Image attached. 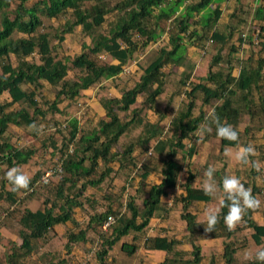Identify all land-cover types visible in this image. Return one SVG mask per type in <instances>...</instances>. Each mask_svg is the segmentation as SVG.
<instances>
[{
    "label": "trees",
    "instance_id": "obj_1",
    "mask_svg": "<svg viewBox=\"0 0 264 264\" xmlns=\"http://www.w3.org/2000/svg\"><path fill=\"white\" fill-rule=\"evenodd\" d=\"M227 1L0 0V225L11 232L0 264H33L32 253L51 237L55 225L65 222L78 229L65 234L67 255L57 260L42 252L41 264L65 263L76 257L74 249L87 256L77 264H111L118 242V253L130 258L139 239L164 252L158 264H201L205 258L217 264V255L218 264H259L254 256L264 249V222L252 218L259 208L245 212L236 229L228 231L223 222L228 208L219 200L214 209L219 222L211 233L192 208L211 198L203 185H195L199 171L209 167L192 169L198 140L218 143L212 181L221 190L224 177L234 175L260 206L264 203V0L245 3V18L236 14L244 7L236 0L226 20L222 4ZM77 26L88 39L72 56L65 39ZM254 28L260 29L258 43ZM148 46L154 47L152 58L145 65L135 62L141 72L132 74L133 84L121 83L124 67ZM189 47L210 55L198 79V61L189 57ZM176 66L180 71L171 78ZM106 82L119 87L120 95L102 96L104 116L92 120L67 112L82 91L103 88ZM46 85L57 89L52 100L45 95ZM168 89L160 110V95ZM140 95L144 100L133 107ZM60 100L68 104L61 108ZM57 114L64 119L57 120ZM153 114L158 115L154 121ZM217 118L238 131V140L217 137ZM43 121L47 125L39 128ZM12 125H24V131L7 133ZM44 130L48 133L39 139L40 146L12 141L14 134L31 140ZM249 144L255 148L249 164L229 165L224 150ZM48 147L56 161L46 168L40 163L29 188L13 191L6 172L20 170ZM48 167L53 171L44 182ZM151 174L160 175V181L152 182ZM169 194H174L170 206L162 201ZM174 209L185 224L181 235L166 227L154 237L145 235L153 217L167 219ZM79 212L82 220L76 218ZM109 215L114 220L103 228ZM208 239L221 240L220 254L202 252L201 240Z\"/></svg>",
    "mask_w": 264,
    "mask_h": 264
},
{
    "label": "rangeland",
    "instance_id": "obj_2",
    "mask_svg": "<svg viewBox=\"0 0 264 264\" xmlns=\"http://www.w3.org/2000/svg\"><path fill=\"white\" fill-rule=\"evenodd\" d=\"M229 1H230V3L227 4V5L222 4L223 11L226 12V15H224V17L226 16L224 18L226 20L228 19L227 18L228 17L227 14H230L231 12H234L236 10L235 9L236 5H234V3L231 2V0H229ZM242 1H243L242 3H243L244 7L240 8L239 12H237V11H235V12H236L237 15H240L239 17H241V18L244 17L245 18L247 16V14H248V8L244 4L246 3V4L249 5V0H242ZM246 12H247V14H246ZM107 17H108V15H107ZM233 21H236V20L233 19ZM167 38H168V36L165 35L163 37V39H162L163 41L160 42V45L166 43ZM234 38H233V40H234ZM83 39L87 40L88 38H84L82 36V34L80 32V27L77 26L75 28L74 32L68 34L66 39H65L66 50L68 51V53H70L72 56L74 54L78 53L80 51L81 42H82ZM153 50H154L153 46H148L144 50H142L141 53H138L136 55L137 59L132 60L129 63V65H127L125 67V69L123 70L124 74L122 75L123 78H122L121 83L124 81V83H126L127 85L133 84V81H134L133 75L136 77L141 72L137 68V66L135 65V62L139 61L140 63L145 65L152 58ZM238 54H242V52L240 51V52H238ZM246 54H248L247 51L243 52V57L244 58L246 57ZM188 55H189V57L191 59L193 57L194 58L201 57L199 54L195 53V50H193L192 53L188 54ZM233 55H235V53ZM209 60H210V55L209 54L205 55L204 57L202 56L200 64L203 67H206ZM179 69L180 68H178L177 66L173 68V72H175V75H172L171 78L177 77L176 73L179 72ZM69 73L71 75L72 71H69ZM104 84H105V87L97 89V90H94L93 88L92 89L90 88V89H87L85 91H82L80 93V95L76 98V101L69 105V107L67 108V112L70 115H77V116H80V117L85 118V119L92 118V120H97L99 117L104 116V109H103L102 104H101V98H103L102 96H119L120 95V90L118 89L119 87H115L113 82H106ZM43 90H44L45 95H46V97L48 99H50V100L54 99L55 93H56V90H57L56 88L46 85V86L43 87ZM170 92H171V89H168L163 94L160 95V98H159V100L161 101L160 110H162L164 108V105H165V102H166L165 101V96H166L167 93H170ZM144 97H145L144 95H140L138 97V99H137V102L133 105V107L134 106L135 107L139 106L141 101L144 100ZM1 98L2 99H6L7 95L3 94ZM67 104H68V100H62V101L60 100V103L58 105H59V107L62 108V107H65ZM15 106H16V104L10 106L7 109L10 110V109L14 108ZM147 109L149 110V107H146V110ZM157 116H158L157 114L151 115L150 116V120H152V121L156 120ZM122 117H123V115H122ZM55 118L57 120L59 119V120L62 121L64 119V115L57 114V115H55ZM165 121L166 120H164L163 123ZM45 125H47V123L45 121H43V122H40L38 124V127L42 128V127H45ZM12 127H13V129L10 128L7 131V133H12L11 130L15 131V133L16 132L17 133H22L24 131V128H25L24 125H22V126L12 125ZM47 133H48L47 130L41 131L39 133V136L36 139H31V140L25 139L24 137L17 138L16 134H14V136L12 137V141L14 142L15 140L18 139L17 143H19L21 145L22 144H33L35 146H40V140L39 139L41 137H43V136H47ZM55 137H58V134H55ZM197 146H198V153L196 154V157H195L196 159L194 160V163H193L194 165H193L192 169L193 170H198L202 166H205V165L212 166V167L216 168L217 162H218L217 161V157H216L217 154H218V147H217L218 143H216L214 141V143L205 142V143L202 144L200 142V140H198L197 141ZM239 148L237 150H234L233 148H226L224 150L223 155L225 157H227L225 159H226L227 162L229 161V165L232 164V163H235V162L236 163L239 162V161L235 160V158H234L235 154L239 150ZM50 157H51L50 148L48 147L45 150H43V148H41V149L38 150V152L36 153L34 158L28 164H26V165L21 167L20 171L22 173L28 175L29 177H31L33 175V173L35 172V170H37V168H38L40 163L43 162V166H44V168H46L47 166H50L54 162V160H55L54 158H56V157H54V156L52 158H50ZM249 162L250 161L248 160L246 165H248ZM219 166H221V163L219 164ZM263 168H264V164H263ZM47 169H49V167ZM263 172H264V169H263ZM204 173H205V171H199L198 176L195 179V185H203L204 186L208 182L207 177H203ZM152 177H154V174H151L149 179L151 180ZM158 179H159V177L155 178V180H158ZM258 181L260 182V176H259ZM115 183L119 184L117 181H115ZM90 190L91 189H89V191ZM213 198L215 200L217 197H213ZM37 202L38 201H36V200L32 201V206H35V203L37 205L38 204ZM3 204H5V203L3 202ZM208 205H211V203L208 204ZM194 207L195 206L192 207L193 210H194ZM179 214H180L179 211L172 210L170 215L174 216V218H176L180 223H183L182 220H180L179 217H178ZM11 222L13 224H17L16 219H14V218H11ZM0 232H1L0 233V238H1L0 239V260H4V254L3 253L7 249L5 245H7V238L9 237L11 232H10V228L6 224L4 226L0 225ZM57 232H59V230ZM49 236L52 237V235H49ZM54 237L55 238L53 240L52 239L47 240L43 245H40L37 252H33L32 253V256L29 258V260L33 264H41L40 261L38 260V256L42 252H45V253L47 252L48 254L51 253L52 256L50 255L49 257H53V256L56 257V258L60 257L61 249H62L60 247L61 245H59L60 241L56 238L58 236L55 235ZM59 239H62L61 236H59ZM203 244L205 246H208L207 244H209V243H208V241H206ZM220 244H221V240H220ZM205 246L202 248V252L203 253H206L208 255H212V253H216L217 252V247L216 246L210 247V248H207ZM77 250H79L80 252L82 251L81 249H77ZM77 253H79V252H77ZM220 253H221V251H219V254ZM216 258L218 260L216 263L217 264L220 263L221 262V260H219L220 255H217ZM208 260H209V258L203 259L201 261V264H208Z\"/></svg>",
    "mask_w": 264,
    "mask_h": 264
},
{
    "label": "clouds",
    "instance_id": "obj_3",
    "mask_svg": "<svg viewBox=\"0 0 264 264\" xmlns=\"http://www.w3.org/2000/svg\"><path fill=\"white\" fill-rule=\"evenodd\" d=\"M212 131L211 128L208 129ZM216 135L222 140L236 141L239 138V133L231 125L220 123L216 120ZM227 154V153H226ZM255 154V148L252 144L242 146L235 154V160L247 163L248 157ZM178 158V157H177ZM215 169L211 166L207 168L204 175L208 178V182L204 185L203 191L205 194L213 195L217 191V186L212 182V177ZM6 179L12 186L13 191L27 190L30 185V177L22 173L17 167H12L6 172ZM223 197L220 199L221 207L227 206V214L223 217V222L228 231H234L241 223L243 215L249 210L259 208L260 201L256 199L251 190L246 188L241 180L236 176H226L222 182ZM228 202L225 204V202ZM219 222L218 210L209 208L205 213V220L198 221L205 225L206 233L214 232ZM250 259L252 257H249ZM254 259L259 264H264V249H258Z\"/></svg>",
    "mask_w": 264,
    "mask_h": 264
},
{
    "label": "crops",
    "instance_id": "obj_4",
    "mask_svg": "<svg viewBox=\"0 0 264 264\" xmlns=\"http://www.w3.org/2000/svg\"><path fill=\"white\" fill-rule=\"evenodd\" d=\"M235 1L236 0H231V2L234 3V5H236ZM229 3H230V1L228 0L227 2H224L223 4L227 5ZM256 3H257L256 0H249V5L250 4L255 5ZM224 15H226V12H224ZM193 50H195V53L199 54L202 57V55L200 54L199 50L196 49L195 47H189L188 48V53L191 54ZM201 57H198V58L197 57L196 58L193 57L194 59H196L198 61V65H197V67L194 70V76L197 77V79H198V77L203 76L206 73V67H203L200 64ZM124 69H125V67H124ZM179 71H180V69H179ZM185 176H186V174H182V177H185ZM156 177H159V179L155 180ZM160 179H161L160 175H154V177L151 178V181L152 182H159ZM212 182L217 186V191L213 195H210L211 196L210 201H208V202L199 201V202L195 203V205H194L196 207V208L194 207V211L197 212V217L196 218L199 221L205 219L206 211L209 208L215 209L216 206H217L218 201L222 198V190L218 187V185L214 181H212ZM182 192H183L182 189H180V188L176 189L177 195L181 194ZM173 195L174 194H172V195L169 194V195H167L165 197H162V201L167 202L168 203L167 205L170 206L171 202H173ZM213 197H217V198L214 200ZM32 201H34V200H32ZM32 201H30L31 205H32ZM210 203H211V205H208ZM174 210L179 211L178 209H174ZM170 214H171V212H170ZM170 214H169V217L167 219H164V218L162 219V218H159L157 216L153 217L151 219V221L149 222L147 228H145V235L147 237H154V236L162 233L161 232V228L162 227H166V228L170 229V230H168V232H170L171 234L173 233V234L181 235L183 230L185 229L184 222L182 221L183 223H180L176 218H174V216H172ZM178 217L180 219V214L178 215ZM76 218H77V220H82V217H81L80 213L76 214ZM252 218L254 220H256L257 222H259V223L264 222V203L261 204V206L259 207L258 210L253 212ZM70 229H74V231L78 230L73 225V223L65 222V223H59V224L55 225L54 226V230L50 232V235H52V237H50L48 240H50V239L53 240L55 238L54 237L55 235L58 236L56 238L60 241L59 245H61L60 247L62 248L61 249V255L59 257L61 259L64 258L67 255L66 254V250L64 249L63 245H64V243L66 241L65 234ZM58 230H59V232H57ZM59 236H61L62 239H59ZM206 241H208V243H209V244H207L208 246H205L203 244ZM137 243H138V249H137L135 255L130 257V258H128V257L124 256L123 254L118 253V250H119V247H120V242H118L116 244V246L114 247V251H113L114 254L115 253L117 254L116 255L117 260L115 262L113 261L111 264H158L162 260L163 254H164L163 251L153 250V249L147 248L145 246V243H144L143 239L137 240ZM201 244L203 245L202 248L204 246L207 247V248L216 246L218 253H219V251L222 250V246L220 244V240L219 239L201 240ZM76 251L79 252V253H77ZM71 254H75L76 257L70 259L69 261H67L65 263H59V264H77L78 260H81V259L84 260L85 257H87L83 253V251L80 252L77 249H74L71 252ZM57 260H58V258H57ZM108 260H111V258L109 257Z\"/></svg>",
    "mask_w": 264,
    "mask_h": 264
},
{
    "label": "built area",
    "instance_id": "obj_5",
    "mask_svg": "<svg viewBox=\"0 0 264 264\" xmlns=\"http://www.w3.org/2000/svg\"><path fill=\"white\" fill-rule=\"evenodd\" d=\"M252 35H253V41H254L255 43H258V42L260 41V38H259V37H260V29H259V28H254V29L252 30ZM242 36H245V34L243 33ZM52 171H53V170H52L51 168H49V169H47V170L44 172V174L42 175V179H43L44 182H47V181H48V178L50 177ZM113 220H114L113 216H112V215H109V216L107 217L106 221L104 222V224L102 225V227H103V228H106L107 225H108L109 223H111Z\"/></svg>",
    "mask_w": 264,
    "mask_h": 264
}]
</instances>
